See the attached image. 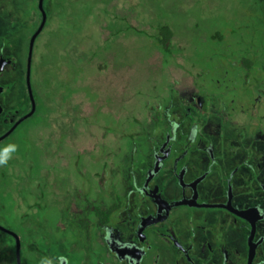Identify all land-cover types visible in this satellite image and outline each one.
<instances>
[{"label": "flooded vegetation", "instance_id": "obj_1", "mask_svg": "<svg viewBox=\"0 0 264 264\" xmlns=\"http://www.w3.org/2000/svg\"><path fill=\"white\" fill-rule=\"evenodd\" d=\"M44 1L0 8V264H264V1L158 68L125 34L91 48L103 77L42 83Z\"/></svg>", "mask_w": 264, "mask_h": 264}, {"label": "rangeland", "instance_id": "obj_2", "mask_svg": "<svg viewBox=\"0 0 264 264\" xmlns=\"http://www.w3.org/2000/svg\"><path fill=\"white\" fill-rule=\"evenodd\" d=\"M260 1L256 3H262L264 0ZM24 2L25 0H0V8L5 9L3 17L7 18L12 4ZM249 2V0H45L47 25L38 37L34 50L36 76L42 83L49 80L51 83L62 75L72 76L81 64L85 66V63H88L86 79L90 75L95 76L94 80L97 76L103 77L95 74L89 58L86 61L91 48L96 45L98 52H101L100 50L107 51L115 45L114 50L118 54L120 48L117 43L122 42L125 34L126 40L129 38L128 66L132 70L142 65L151 69L158 68L160 66L154 64L162 63L155 62V57L150 54L158 50L153 47L155 45L146 37L145 32L153 36L158 24L171 23L175 20V23H178L175 26L177 29L180 28L175 41L178 45L184 46L185 38H189L193 33L198 35L203 33L204 37L207 36L203 31L208 25L206 20L209 12L223 10L231 18L237 13L238 24L241 22L245 26L249 23L246 18L253 13L251 12L253 6L250 7ZM146 42L148 49L144 51L147 47ZM103 45L108 48H104ZM94 80L85 82L83 87L91 88ZM115 81L117 82V78ZM57 83L55 90L58 88ZM107 100L110 102V98L107 97ZM51 102H53L50 103L51 107L59 108L58 98L52 99ZM62 181L61 179L59 182Z\"/></svg>", "mask_w": 264, "mask_h": 264}, {"label": "trees", "instance_id": "obj_3", "mask_svg": "<svg viewBox=\"0 0 264 264\" xmlns=\"http://www.w3.org/2000/svg\"><path fill=\"white\" fill-rule=\"evenodd\" d=\"M137 31L140 33H144V31L142 32V30L141 31L137 30ZM173 31L174 30H173L172 26L168 22H166V23H162L160 25L158 24L156 26L154 33H153V36L150 35L149 33L145 32L146 37H148L152 40L153 45H155L154 48H156L158 50V52H156V53H161V55L158 54V56H156L154 54L155 52L152 51L150 54H152L156 58L160 57V60H161V56H162V59L165 60L166 56H168V54H170V52H171V46L170 45H172V39L175 41ZM147 44L148 43L146 42V45ZM146 48L148 49V45H147V47H145V51H146ZM134 51H136V50H134ZM167 65H170V62L169 63L163 62L164 69H166L165 67ZM134 66H136V65H134Z\"/></svg>", "mask_w": 264, "mask_h": 264}, {"label": "water", "instance_id": "obj_4", "mask_svg": "<svg viewBox=\"0 0 264 264\" xmlns=\"http://www.w3.org/2000/svg\"><path fill=\"white\" fill-rule=\"evenodd\" d=\"M39 9L42 12L43 18H44L45 16H44V10H43V7H42V0H39Z\"/></svg>", "mask_w": 264, "mask_h": 264}, {"label": "clouds", "instance_id": "obj_5", "mask_svg": "<svg viewBox=\"0 0 264 264\" xmlns=\"http://www.w3.org/2000/svg\"><path fill=\"white\" fill-rule=\"evenodd\" d=\"M6 161H0V164L5 163Z\"/></svg>", "mask_w": 264, "mask_h": 264}]
</instances>
